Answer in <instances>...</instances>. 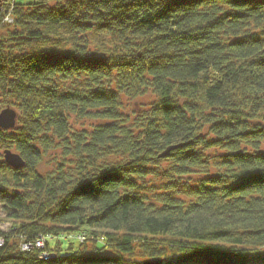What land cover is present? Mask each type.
<instances>
[{"label":"trees","instance_id":"obj_1","mask_svg":"<svg viewBox=\"0 0 264 264\" xmlns=\"http://www.w3.org/2000/svg\"><path fill=\"white\" fill-rule=\"evenodd\" d=\"M0 7V111L17 112L0 130V264H252L264 252V0ZM148 94L142 119L122 115L123 98ZM210 149L224 152L223 172L187 188L192 203L138 195L152 164L179 181L206 168ZM51 150L76 177L63 165L38 174ZM110 158L120 162L99 163Z\"/></svg>","mask_w":264,"mask_h":264},{"label":"rangeland","instance_id":"obj_2","mask_svg":"<svg viewBox=\"0 0 264 264\" xmlns=\"http://www.w3.org/2000/svg\"><path fill=\"white\" fill-rule=\"evenodd\" d=\"M16 4H31L34 3L35 0H14ZM8 28H4L0 30V37L7 36ZM82 81V79H79L75 82V84H66L68 88L70 87H77L78 84ZM123 103V110L122 115L124 117H128L130 121L136 120V119H142L143 116H145V111L149 110L151 105L154 104V98L152 95L148 94L145 97L138 98L134 101H129L127 99H122ZM10 108L16 112V110L12 107H5ZM17 113V112H16ZM96 122H90V123H83L84 127H88V125H96ZM14 129V128H13ZM11 129V130H13ZM87 129V128H85ZM9 130V131H11ZM264 151V147H261ZM12 153H14L12 151ZM62 152L61 150H51L47 153H45L42 157L41 163L37 167V172L39 175H46L50 173H54L57 171L58 167L60 165L64 166V171L68 175H72L74 177L77 176V172L75 170L76 162L72 159H66L62 158L61 156ZM225 154L222 151L210 149L204 152V157L208 162V165H206V168L203 170L196 169L191 176L182 177L181 180H175L170 179L167 174H164L167 170H169V164L168 163H160L158 165L152 164V175L148 176L143 181H137L138 185V195L143 197V199L146 201L147 204L154 205L156 207L161 206V202L166 197L169 199H176L180 204L183 206H187L188 204L193 202V199L188 196V189L187 188H194L199 185L200 180L204 179L205 177H214L220 174L222 171L221 169V157H223ZM107 162L110 164H116L120 162L119 158H110V159H104L101 160L99 163ZM171 187V188H169ZM8 198L11 197L10 193H7L6 195ZM4 218V214L2 212L1 206H0V219ZM1 229L3 231H6L8 229V224H3L1 226ZM66 242V241H65ZM68 243L73 244L75 247L77 246V243L75 240H70L64 246H67ZM110 256L114 257L113 254ZM133 262L142 263L144 259L135 257ZM252 264H264V252L259 254L258 257H252L251 258Z\"/></svg>","mask_w":264,"mask_h":264},{"label":"water","instance_id":"obj_3","mask_svg":"<svg viewBox=\"0 0 264 264\" xmlns=\"http://www.w3.org/2000/svg\"><path fill=\"white\" fill-rule=\"evenodd\" d=\"M1 6V0H0ZM17 119V113L10 109L6 108L0 111V130L9 131L15 127ZM4 162L13 170H20L24 168V161L18 154L12 152H4L3 156ZM143 264H162V261L159 259H149L144 261Z\"/></svg>","mask_w":264,"mask_h":264},{"label":"built area","instance_id":"obj_4","mask_svg":"<svg viewBox=\"0 0 264 264\" xmlns=\"http://www.w3.org/2000/svg\"><path fill=\"white\" fill-rule=\"evenodd\" d=\"M6 7H4L3 9H1V7H0V11L1 12H6V9H5ZM4 23H7V24H10V23H12V19H11V15H6L5 16V18H4ZM77 240L80 242V243H82L83 241H84V238L83 237H81V236H79V237H77ZM3 239H1L0 238V248L3 246ZM43 245H44V240L43 239H40L39 241H37L35 244H34V246L36 247V248H38V249H42L43 248ZM31 248H33V246L31 245V244H23L22 246H21V251H23V252H26V251H28V250H30ZM43 260H46V259H48V258H51L52 257V255H48V254H42L41 256H40Z\"/></svg>","mask_w":264,"mask_h":264}]
</instances>
